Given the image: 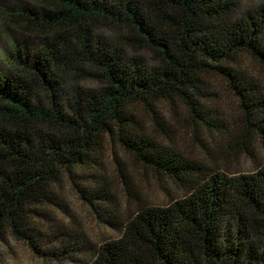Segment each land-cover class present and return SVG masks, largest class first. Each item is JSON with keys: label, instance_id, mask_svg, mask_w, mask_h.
Listing matches in <instances>:
<instances>
[{"label": "trees", "instance_id": "16d2710c", "mask_svg": "<svg viewBox=\"0 0 264 264\" xmlns=\"http://www.w3.org/2000/svg\"><path fill=\"white\" fill-rule=\"evenodd\" d=\"M0 11L40 35L35 50L14 39L2 51L0 242L21 240L38 253L37 206L54 202L64 177L97 164L109 142L186 192L139 205L87 264H264V163L231 175L209 168L144 131L135 111L170 102L208 124L202 99L216 75L239 101L246 131L264 139V99L232 66L241 54L264 65V3L241 15L229 0H14ZM96 25L127 28L130 49L152 52L156 64L127 57ZM85 74L101 85L81 88Z\"/></svg>", "mask_w": 264, "mask_h": 264}, {"label": "rangeland", "instance_id": "374dc122", "mask_svg": "<svg viewBox=\"0 0 264 264\" xmlns=\"http://www.w3.org/2000/svg\"><path fill=\"white\" fill-rule=\"evenodd\" d=\"M12 1L0 0V6ZM229 1L234 4L236 15L264 3V0ZM93 29L103 39L121 47L127 57L136 55L149 66L156 64L152 52L130 49V42L125 39L130 34L127 28L96 25ZM36 33L25 32L3 20L0 11L2 69H6L1 59L3 49L8 50L16 39L35 50L40 38ZM232 64L251 94L264 99V65L244 54ZM78 85L86 89L101 84L85 74ZM39 95L45 100L44 95ZM202 104L208 124L191 121L181 105L170 102L155 103L150 113L140 105L135 111L144 131L209 168L231 175L252 172L264 163V139L246 131L239 101L221 77L208 76ZM154 116L165 134L153 123ZM258 117L264 118V112ZM98 157L97 164L76 169L74 181L66 177L61 180L53 203L37 206L40 214L32 220V227L36 228L32 238L39 252L35 253L24 241L8 238L0 242V264H87L94 248L104 239L120 234L121 223L139 205L164 206L186 192L184 184L134 164L116 144L105 142Z\"/></svg>", "mask_w": 264, "mask_h": 264}]
</instances>
